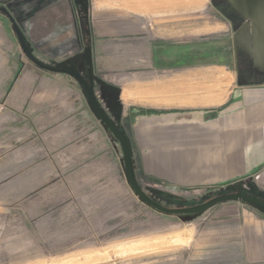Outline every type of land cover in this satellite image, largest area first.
<instances>
[{"label": "rangeland", "instance_id": "obj_1", "mask_svg": "<svg viewBox=\"0 0 264 264\" xmlns=\"http://www.w3.org/2000/svg\"><path fill=\"white\" fill-rule=\"evenodd\" d=\"M74 1L80 12L79 23H82L81 46L75 53L54 63L47 60L48 55L29 46L19 31L21 39L41 63L74 71L86 81L95 102L127 141L134 177L143 192L160 205L171 208L197 205L222 194L224 189L227 193L241 190L264 198V187L255 178L195 193H175L160 184L141 182L132 157L133 145L129 140L128 127L139 111L132 114L131 106L122 102L120 95L126 83L130 82L127 78L140 70H152V67L145 60L146 57L142 59V64L132 65V68L129 57L122 60L123 65L115 67L117 58L114 60V53L108 51L100 62L112 69L97 71L96 62H93V29L89 26V20L91 13L96 11V2H102L100 7L108 15L138 21L144 29L138 33L139 36H145L144 41L148 36L155 37L154 41L161 45L185 44L196 37H206V25H211L221 44H228L223 49L224 63L219 64L237 73L232 42L234 24L238 22L231 26L220 8L213 6L218 0H205L199 13L193 11L194 5L190 0H148L146 4L149 3V8L145 4L131 8L124 4V0ZM225 8L230 10L227 4ZM0 17L7 19L3 13H0ZM197 28H203L202 34ZM2 36L0 264H180L179 259H186L190 252V243L194 238L191 228L195 224L202 226L201 216L209 213L204 212L206 208L166 213L144 202L127 180L119 141L96 115L79 81L66 73L48 71L34 65L22 52L15 32L10 40L6 35ZM75 60L78 62L74 63ZM171 65L174 67V64L160 61L156 67L162 66L158 70H170ZM120 76L125 79H117ZM51 88L67 90V101L75 104L72 111L60 112L56 104L32 101L33 95ZM70 118L77 127L71 126L73 121H68ZM92 143L102 144L107 159L105 169L97 171L101 175L89 178L88 174L95 166L90 163V155L85 154L86 150L90 151ZM82 154L85 155L83 159ZM68 170L77 179L86 173V181L93 184L92 191L99 192L102 197L100 201L106 206L94 211L91 209V213H85L84 218L76 207L72 208L73 211L68 209V205H64L67 195L74 193L84 183L81 179L79 183L73 181V175L69 176ZM78 172L80 176L76 175ZM79 199L81 197L72 200L79 202ZM245 202L264 210V207L252 201ZM177 230L185 232L186 242L178 234L168 235Z\"/></svg>", "mask_w": 264, "mask_h": 264}, {"label": "crops", "instance_id": "obj_2", "mask_svg": "<svg viewBox=\"0 0 264 264\" xmlns=\"http://www.w3.org/2000/svg\"><path fill=\"white\" fill-rule=\"evenodd\" d=\"M146 2L124 0L131 8L144 4L149 8ZM190 2L193 11L199 13L205 0ZM0 5L15 19L22 38L48 55L47 60L59 62L80 48L82 23L74 0H0ZM95 5L92 22H88L93 29L95 70L112 69L100 62L107 51L114 53V60L117 58L115 67L123 65L127 57L131 68L142 64L145 57L152 67L132 72L136 75L127 78L130 82L120 95L121 101L131 106L132 114L139 111L128 127L141 182L160 184L175 193L228 187L251 178L264 187V76L240 79L236 72L219 64L224 63L223 49L228 44H221L209 24L206 37L202 35L185 44L161 45L154 41L155 37L148 36L144 41L145 36H139L144 29L138 21L108 15L100 7L102 2ZM6 18L0 17V42L4 41L2 35L10 40L15 32ZM196 30L203 32V28ZM160 61L174 67L158 70L162 67H156ZM55 89L41 90L32 101L56 104L60 112L72 111L75 104L67 101V90ZM75 124L71 122L72 127H77ZM101 146L92 143L90 151L84 153L90 155V163L95 166L89 178L99 177L101 173L97 171L105 169L106 151ZM68 172L69 176L73 173ZM72 175L73 181L81 179L84 183L74 193L69 190L64 202L68 209L76 207L84 218L91 209L106 206L99 192L92 191L93 184L86 181V173L80 179ZM76 197H81L79 202L72 200ZM204 212L209 213L201 216L202 226L195 224L191 228L194 238L190 252L186 259H179L180 264H264L263 209L230 198L210 205ZM176 234L186 242L184 231L168 235Z\"/></svg>", "mask_w": 264, "mask_h": 264}, {"label": "water", "instance_id": "obj_3", "mask_svg": "<svg viewBox=\"0 0 264 264\" xmlns=\"http://www.w3.org/2000/svg\"><path fill=\"white\" fill-rule=\"evenodd\" d=\"M230 8L238 14V16L244 20L241 26L235 29L233 33V43L236 50V56L241 55L245 57L248 61V65L250 71L254 73H263L264 74V0H225ZM0 12L4 13L6 17L12 23V26L16 33V38L19 41L20 47L23 50L22 52L28 57L30 61L33 62L34 65L39 66L42 69L52 71V72H61L66 73L70 76L75 77L79 83L82 85V89H84L89 102L91 103L96 115L103 121L107 128H109L112 133L116 136V140L119 141L122 147V154L125 161V167L127 171V180L129 181L130 185L132 186L133 190L137 195L146 202L149 206H154V208L161 210L166 213H180V212H192L197 210H203L210 205L222 201L224 199L236 198V199H243L249 200L256 204L261 205L264 207V200L258 198L253 195L246 194L245 192H233V193H225L214 196L204 202H201L197 205L190 206V207H178V208H171L160 205V203L154 201L150 197L146 195L145 192L140 188L138 183L135 180L133 167H131L132 162L129 155V147L127 141L125 140L123 134L119 131L116 125L104 115V112L99 107L98 103L95 102V98L89 89L86 81L79 76L78 73L71 71L69 69L58 68L49 66L46 64L41 63L34 55L29 52V49L21 39V35L19 32L18 27L16 26V22L13 19L12 15L8 13L7 9L0 5ZM239 52H238V51ZM237 75L240 79H244L245 73L241 70L237 72Z\"/></svg>", "mask_w": 264, "mask_h": 264}, {"label": "flooded vegetation", "instance_id": "obj_4", "mask_svg": "<svg viewBox=\"0 0 264 264\" xmlns=\"http://www.w3.org/2000/svg\"><path fill=\"white\" fill-rule=\"evenodd\" d=\"M218 2H220L219 4H222L224 6V8H225V4H224L223 0H218ZM213 6L215 8H217V7L220 8V6L217 5V4H213ZM225 10L232 17V20L229 19V18H226L231 23V26H233L234 22L236 21V22H238V25H239L237 28H239L241 26V24L244 22V20H242L241 18L239 19V17H237L236 13L233 10H231V9L227 10V8H225ZM235 52H236V50H235ZM234 57H235V65H236L237 72L239 70L243 71L245 73V76L248 77V78H255V77H258V76L259 77L260 76L263 77L264 76L263 73H254V72L250 71V69H248V68H250L249 65H248V61H247V59L245 57H243V56H241L239 54H238V56H234Z\"/></svg>", "mask_w": 264, "mask_h": 264}, {"label": "trees", "instance_id": "obj_5", "mask_svg": "<svg viewBox=\"0 0 264 264\" xmlns=\"http://www.w3.org/2000/svg\"><path fill=\"white\" fill-rule=\"evenodd\" d=\"M223 2H224V4H227V2H226L225 0H223ZM219 3H220V2L217 1V5L220 6V11H222L223 16H224V17H227V18H229V19L232 20L231 15H229L228 12L225 10L224 6H223L222 4H219ZM221 3H222V2H221ZM227 6H229V5L227 4ZM229 7H230V6H229ZM230 9H231V8H230ZM231 10H232V9H231ZM236 15H237V17H239L237 13H236ZM239 19H240V17H239ZM234 25H235V26H234L235 29L239 26L238 24L236 25V23H235ZM88 87H89V86H88ZM104 114H105V113H104ZM106 117H107V116H106Z\"/></svg>", "mask_w": 264, "mask_h": 264}]
</instances>
